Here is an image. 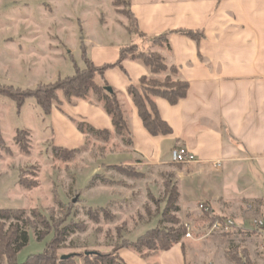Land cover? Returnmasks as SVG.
Listing matches in <instances>:
<instances>
[{
	"label": "crops",
	"instance_id": "crops-1",
	"mask_svg": "<svg viewBox=\"0 0 264 264\" xmlns=\"http://www.w3.org/2000/svg\"><path fill=\"white\" fill-rule=\"evenodd\" d=\"M129 1L139 29L150 37L167 34V44L154 47L131 36L128 19L122 28L125 36L132 37L130 43L112 49L99 42L95 45L88 36L83 42L97 67L117 63L121 48L136 43L163 55L169 67L178 68L175 78L189 84L186 97L176 104L153 98L172 134L151 135L128 92L130 85L139 86L145 76L169 74L154 76L142 63L126 60L123 68L107 70L105 80L117 93L130 134L116 132L105 102L91 91L88 99L72 98L74 104L61 97L63 103L53 109L49 125L53 140L70 149L85 146L89 133L80 132L74 121L109 130L110 138H99V142L104 147L110 142L116 150L100 156L114 154L116 159L102 163L98 171L121 165L144 173L154 168L165 181L169 178L175 184L176 214L195 232L194 237L182 238L166 251L125 247L120 254L126 264H189L188 250L211 235L210 216L202 206L212 216L243 226L245 230L236 229L224 237L243 236L245 251L256 258L251 264H264V254L256 247L264 231L247 228L254 218L264 219V0ZM186 30L200 31L204 37L196 41L181 32ZM177 146L186 147L197 162L174 164L171 152ZM227 262L233 264L229 258Z\"/></svg>",
	"mask_w": 264,
	"mask_h": 264
},
{
	"label": "rangeland",
	"instance_id": "rangeland-1",
	"mask_svg": "<svg viewBox=\"0 0 264 264\" xmlns=\"http://www.w3.org/2000/svg\"><path fill=\"white\" fill-rule=\"evenodd\" d=\"M115 5L114 0H0V86L34 89L59 77L74 76L73 60L80 70L85 69L81 44L86 36L95 45L99 42L112 49L133 41L122 28L127 7ZM70 102L74 104L75 99ZM51 120L52 116L45 115L34 99H28L19 109L15 101L0 95V123L6 142V148L0 149V210H25L32 221L24 228L30 238L17 256L19 264L31 255L43 253L53 238L52 232L39 241L46 228L30 216L33 210L42 213L59 230L71 225L74 228L58 245L62 257L108 253L115 247H122L120 256L125 247L133 246L140 252L149 250L132 244L153 229L183 231V238L188 239L187 224L181 222L177 211L164 216L169 198L167 182L172 188L175 186L169 178L165 181L154 168L144 173L128 165L98 171L102 163L116 159L114 154L100 155L115 151L116 147L110 142L104 147L100 137L91 133L83 147L59 146L52 138ZM74 124L79 130V123ZM18 129L29 132L27 154L16 143ZM205 213L210 215L209 230L215 220H223ZM15 223L0 219V248L4 245L1 237L7 240ZM247 228L251 229L252 223ZM190 232L194 237L195 232ZM224 235L227 234L211 233L190 248L188 263L229 264V258L236 264L240 257L243 264H251L256 259L245 251L243 236L231 239ZM156 244V250H160L161 245ZM256 247L264 254V239ZM77 261L83 263L82 259ZM0 264L14 261L0 258Z\"/></svg>",
	"mask_w": 264,
	"mask_h": 264
},
{
	"label": "trees",
	"instance_id": "trees-1",
	"mask_svg": "<svg viewBox=\"0 0 264 264\" xmlns=\"http://www.w3.org/2000/svg\"><path fill=\"white\" fill-rule=\"evenodd\" d=\"M221 1V0H220ZM115 6L119 4L126 5V16L128 19V33L135 38H139L146 42H151L154 46H159L168 43V35L159 37H150L145 35L138 25V20L131 10L129 0H114ZM119 11V9H118ZM184 35L199 41L204 34L200 31L186 30L181 31ZM82 60L85 63V69L80 70L76 61L74 62L75 75L71 77H59L55 82L41 83L34 89H21L14 86H0V95L8 97L16 102L19 109H21L28 99H34L37 105L43 110L47 116L52 115V111L56 106L62 105L61 97H64L68 102L72 98L86 99L91 91L96 95L98 101L105 102V110L112 118V123L118 134L122 135L126 132L130 134V127L125 117L123 106L118 99L117 93L108 92L106 87H110L105 80V73L107 70L115 67L123 68V63L126 60L138 61L142 63L152 75L159 76L164 73L169 75L164 79L145 76L140 80L139 86L130 85L128 92L133 99L142 122L148 132L156 137H165L172 134L170 126L161 118L159 110L153 100L154 97H162L168 100L171 104L178 103L181 99L186 97L188 93V82L175 78L178 76V68L175 66L169 67L163 55L150 50H144L136 43L124 46L120 50V58L117 63L109 64L102 67H97L87 53V47L82 42ZM77 122V121H74ZM79 123V131L95 134L103 140L110 138L111 132L109 130H96L91 126H87L84 122ZM16 143L20 150L24 153H29V132L27 130L16 131ZM6 148L1 123H0V149ZM70 153L71 150H66ZM167 189L169 198L166 203L164 216L170 211H178L176 203L178 201V191L175 186H171L167 182ZM30 187V186H26ZM171 190V192H170ZM105 211V210H104ZM28 213L22 209H1L0 219L12 220L16 223L11 225V236L4 240L1 237L3 247L0 248V258H6L14 264H19L17 261L18 254L28 245L29 233L24 230L27 226L32 224ZM34 219H39L41 224L46 228V231L39 235V241L46 236L52 234V240L47 244L43 253L31 255L28 260L22 264H125L124 260L119 255V250L122 247H115L111 252L102 253L94 252L85 254H74L68 259H63L58 254V245L61 239L74 231L71 226L64 227L59 230L58 227L52 224L51 220L44 217L42 213L33 210L30 214ZM210 216V215H209ZM21 223L23 224L21 227ZM185 229V228H184ZM186 231V229H185ZM185 236L183 231H165L159 229L149 230L143 237L132 244L138 249L146 246L150 251L157 249L159 243L160 250L166 251L178 244ZM126 244H124V247ZM236 251V250H235ZM232 253V250L229 251ZM147 255H144L146 257ZM82 259L83 263H79L77 259ZM243 258L239 257L240 262L236 264H243ZM250 264L249 262H246Z\"/></svg>",
	"mask_w": 264,
	"mask_h": 264
},
{
	"label": "built area",
	"instance_id": "built-area-1",
	"mask_svg": "<svg viewBox=\"0 0 264 264\" xmlns=\"http://www.w3.org/2000/svg\"><path fill=\"white\" fill-rule=\"evenodd\" d=\"M171 157H172V162L174 164H179V165L191 164L197 162L196 156L184 146H177L173 148L171 152ZM201 208L205 212L210 213L209 208L205 206H202ZM249 209L251 210L253 208L250 207ZM252 226L256 231L258 230L264 231V219L254 218L252 220ZM236 229L245 230L243 226H238V224L232 219L215 220L211 227L210 233L227 234ZM186 230H187L186 237L191 238L192 237L190 232L191 227L188 224L186 225ZM262 249H264V247Z\"/></svg>",
	"mask_w": 264,
	"mask_h": 264
},
{
	"label": "water",
	"instance_id": "water-1",
	"mask_svg": "<svg viewBox=\"0 0 264 264\" xmlns=\"http://www.w3.org/2000/svg\"><path fill=\"white\" fill-rule=\"evenodd\" d=\"M106 90L108 91V92H113V89H112V87H106ZM71 256H64L63 257V259H68V258H70Z\"/></svg>",
	"mask_w": 264,
	"mask_h": 264
}]
</instances>
